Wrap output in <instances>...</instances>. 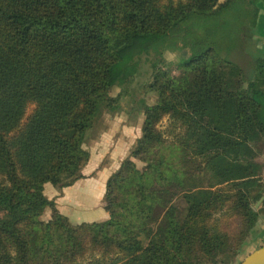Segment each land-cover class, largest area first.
Instances as JSON below:
<instances>
[{"label":"trees","instance_id":"obj_1","mask_svg":"<svg viewBox=\"0 0 264 264\" xmlns=\"http://www.w3.org/2000/svg\"><path fill=\"white\" fill-rule=\"evenodd\" d=\"M218 1L0 0V264H233L264 215L253 160L264 140V67L256 61L249 78L239 61V31L255 26V0L229 16L232 39L225 23L209 20L240 0ZM171 37L190 73L171 77L153 60L148 88L157 102L140 99L128 111L144 115L131 157L145 167L128 158L108 178V220L72 223L45 185L83 177L90 132L104 112L121 111L140 58ZM114 87L122 88L115 96ZM165 116L181 127L179 148L209 187L196 188L195 175L169 159L146 158L165 142L156 127ZM180 193L182 209L173 204ZM223 216L240 228L229 234ZM86 245L102 255L85 260Z\"/></svg>","mask_w":264,"mask_h":264},{"label":"rangeland","instance_id":"obj_2","mask_svg":"<svg viewBox=\"0 0 264 264\" xmlns=\"http://www.w3.org/2000/svg\"><path fill=\"white\" fill-rule=\"evenodd\" d=\"M173 1L177 2L180 0H173ZM224 2H226V0H219L218 1V3H224ZM243 5H244L243 1L241 2V0H240L239 2H237V4L234 6V8L232 10L227 11L225 13L223 12V13H221V14H219V15H217L214 18L209 20V22L210 21H212V23L215 22L216 25H218L220 23L226 24V25L224 24L223 29H222L224 38L227 37L228 30H230V34H231V35L229 34V37L232 39V37L234 36L233 32H231L232 28L229 26V24H231L230 20H229L230 19L229 16L236 14L237 9H239L241 6L243 7ZM241 18H243V17H241ZM235 20H236V17L233 16V21H235ZM227 27H228V29H227ZM173 38L174 37L169 38L161 46H159L158 49H155L150 54L142 56L140 58V60H139V73L134 78V80L128 85L127 94H126V96H124V99L121 102V106H122L121 110L122 111H129V110L132 111L133 108H137V102L140 99H143L146 102V104H148V105H153L157 102V95L154 92L150 91L148 88V83L150 82L151 73H152L151 62L153 60H155V61L158 60L159 66L163 70H167L171 77H181L185 74L190 73V71H187L180 66L181 58L186 57V53L184 52V50H181V49L176 50V49L171 48V46L175 45V44H172V42H171V40ZM224 44H225V41H224ZM223 49H224V47H223ZM223 49H221V47L217 46L216 53L221 52ZM245 49L248 51L249 47H246ZM121 91H122L121 87H114V88H112L110 93H111V95L115 96L116 94H118ZM34 108H35V105L32 103H29L27 105L24 117L21 121V125H24V123H26L27 118L31 115ZM120 112L121 111H118V113H120ZM114 114L115 113L104 112L102 114V116L100 117V119L98 120V122L96 123L93 130L90 132L89 136L91 139L85 145V148L88 147L91 151H94V152H95V150H97V151H99V153H102L103 156H102L101 164L99 161L96 164L92 163L90 168L87 167L84 169L85 166L82 168V170L84 169L83 172L86 175L85 177L83 176V179H85L86 177L91 178V177L95 176V173L97 171L98 172L101 171L103 166L106 167L107 168L106 170H108V171L104 172V174H102V175L107 176L109 178L111 175H113L114 173H116L120 169L122 162L128 158L132 159L136 164V168H138L140 170H142L146 165L145 162H141L140 160H137V159H134L131 157L132 151L135 149L137 141L142 135V131H141V129H139V127H137L138 131L137 130L135 131V129H133V132L135 131L134 134L132 133V131L130 132L129 135L126 134V131H124V132L122 131V135L127 137L126 138V149L118 157L110 158L109 154H107V151L110 149L111 144H107L105 149H104V152H101L102 146H100V144H98V143L100 142L99 139L101 140L103 134L108 133V135L110 136L111 130H112L111 136L114 135L113 133H117L116 132V126H115L116 124L110 125V123H109V121L114 116ZM137 115H138L137 118L132 119V122H134V124L136 123L138 126L142 127L144 115H143V113H138ZM119 119L120 118H118V120ZM156 127L162 132L165 142L163 143V145L161 146L160 149L154 148V149H151L149 153H146L145 154L146 158L157 159L158 157L160 158L162 156L165 159H169V161L171 163L175 164V166H178L181 169V172L185 173L184 174L185 176H186L187 171H188V173H193V175H195V181L193 183L196 186V188L209 187L211 182L208 180V178H205L203 175L199 174L198 173L199 171L196 170L194 164H189L187 162L186 153H184L182 151V149L179 148L177 139L182 135L181 127L178 126V124L175 123L168 116L163 117L158 122ZM109 129H110V132H109ZM258 145H259V142L254 146L256 154L258 153L259 148H263V147H258ZM97 165L99 166L98 169L96 168V167H98ZM260 167H261V179H260V181L264 184V168L261 165H260ZM95 168H96V170L94 171L95 173L93 172L94 174L93 173L90 174ZM108 178H107V180H108ZM107 180L105 181V189H106ZM71 185L65 186L63 188L69 187ZM88 186L89 185L82 182L81 187H77L80 189H76L74 192L70 191L69 196H67L68 198H66V202L77 203V205L79 207L77 209H75V208L69 209L70 211L68 213V215H69L68 218L74 224H75V222H78V221L80 222V221L85 220V219L89 218L90 216H92L93 213H91V212L93 210H96V209L100 210L101 209V205H100L101 203H103V209H104V196H103V199L98 198L96 200V198H95L94 199V202L96 201L95 205H93L92 202H90V201L86 202L80 198V196L83 195V193L88 190L87 189ZM219 187H221V186H215L212 189H217ZM62 189H58V190H62ZM173 204L178 209H182L185 206L186 203H185V199H184L182 193L178 194L174 198ZM256 208H259V203L256 204ZM49 217H50V212L48 211L42 216L41 219H43L44 221H47L49 219ZM263 218H264V215H261L260 219L258 220V223H257L258 226L262 225ZM106 220H108V218ZM106 220L103 218H99L97 221H94V222H103ZM222 221L223 222L221 223V226L223 225V227L226 228V230L229 232V234L234 233L236 229L240 228V221L238 222V220L235 219L234 217L223 216ZM91 222H93V221H91ZM76 224H78V223H76ZM263 243H264V236L262 238L260 237V239L253 240L252 236L249 235L245 239V242L243 243L240 252L235 257L233 264H237L238 262L243 260L247 254L251 253L252 251L257 249L258 247H260ZM101 255H102V251L93 250V249H91V247L86 245L85 252H84L85 260L89 261L93 257L98 258ZM141 260H143V258H142V256H139V261H141ZM204 264H218V263L206 262Z\"/></svg>","mask_w":264,"mask_h":264},{"label":"crops","instance_id":"obj_3","mask_svg":"<svg viewBox=\"0 0 264 264\" xmlns=\"http://www.w3.org/2000/svg\"><path fill=\"white\" fill-rule=\"evenodd\" d=\"M255 5L259 8L258 15L255 20V26L251 27L250 26V21L247 22L245 26L239 31L241 35V40L244 41V46H241V56L239 57V61L241 65L245 68L246 73L249 78L253 77L254 75V63L256 61H262L263 62V67H264V0H255ZM246 47H249L248 51L245 49ZM246 50V51H245ZM247 65L250 66L247 68ZM263 88H264V81H263ZM138 115H133L129 113L128 111H122L120 113L115 112L114 116L111 118L109 121L110 125L116 124V132L113 133L114 135L110 136L108 133L103 134L101 140L99 139L100 146H102L101 152H104V149L107 144H111L110 149L107 151V154H109L110 158H116L122 152L126 149V138L124 135H122V131H126V134L132 133L134 134L135 131H138V128L141 129L140 126H138L136 123L132 122V119L137 118ZM118 118H120L118 120ZM118 120V121H117ZM133 129L135 131L133 132ZM110 132V129H109ZM99 146V145H98ZM258 147H263L259 148L258 153L255 155L254 161L263 166L264 168V140L259 141ZM86 149L89 151L90 158L87 164L85 165L84 169L91 166V164H96L97 162L100 161V164L102 162V153H99V151L95 150L91 151L88 147ZM98 166V165H97ZM97 169L99 168L96 167ZM96 168L90 173L92 174ZM84 169L81 171V174L85 177V173L83 172ZM106 167H102L101 171H97L95 173V176L91 178H85L83 177L76 182H74L71 186L63 188L62 190H58L54 186L50 184H46L44 187V194L47 196L49 199H54L55 205L59 212L61 214H64L65 216H69V209L72 208H79L77 203L74 202H66L67 196H69L70 191L74 192L76 189H80L77 187H81L82 182L86 183L88 186V190L83 193V195L80 196V198L86 202H92L93 205L96 204V201L94 202V199L96 200L98 198L103 199L104 192H105V181L107 180V176H104V172H107ZM91 170V169H90ZM93 173V174H94ZM89 177V176H88ZM81 191V190H80ZM101 209L98 210H93L91 213H93L92 216L89 218L75 222L76 223H81V222H91V221H97L99 218L107 219L108 214L107 212L103 209V203L100 204ZM90 214V213H89ZM262 221V220H261ZM255 235L252 238L253 240L255 239H260L264 236V218H263V223L261 226L256 227ZM248 255V254H247ZM246 255V256H247Z\"/></svg>","mask_w":264,"mask_h":264},{"label":"water","instance_id":"obj_4","mask_svg":"<svg viewBox=\"0 0 264 264\" xmlns=\"http://www.w3.org/2000/svg\"><path fill=\"white\" fill-rule=\"evenodd\" d=\"M237 264H264V243Z\"/></svg>","mask_w":264,"mask_h":264}]
</instances>
